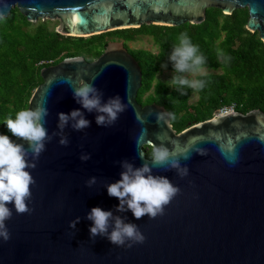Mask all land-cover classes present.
<instances>
[{
  "label": "water",
  "instance_id": "1",
  "mask_svg": "<svg viewBox=\"0 0 264 264\" xmlns=\"http://www.w3.org/2000/svg\"><path fill=\"white\" fill-rule=\"evenodd\" d=\"M14 8L30 23L57 20L56 33L77 38L143 25H200L209 8L224 15L246 9L245 29L257 32L264 43V0H0V19ZM77 57L40 70L42 83L28 108L47 107L49 135L59 132V112L80 108L91 125L82 131L66 127L67 146L60 145L59 135L46 143L36 167L29 169L35 180L28 202L32 211L17 214L9 205L10 239L0 238V264H264V113L236 111L218 125L210 118L177 132L172 124L157 123L162 111L168 119L164 107L137 102L142 71L122 42H108L92 61ZM81 82L94 83L104 101L122 97L127 109L113 125L98 126L96 113L75 102L73 86ZM160 144L170 149L192 145L205 154L193 151L190 159H181L189 169L183 177L153 167L154 175L168 177L180 189L162 215L137 220L131 211L116 212L119 201L108 196L106 185L120 178L119 162L151 167L144 148ZM83 153L91 159L81 161ZM91 177L97 183L88 187ZM93 207L137 224L144 242L128 247L106 237L90 238L92 222L86 215ZM76 217L80 222L69 228Z\"/></svg>",
  "mask_w": 264,
  "mask_h": 264
},
{
  "label": "trees",
  "instance_id": "2",
  "mask_svg": "<svg viewBox=\"0 0 264 264\" xmlns=\"http://www.w3.org/2000/svg\"><path fill=\"white\" fill-rule=\"evenodd\" d=\"M247 18L246 9L224 15L216 8H209L200 25H143L77 38L56 33L45 21L27 22L14 8L6 18L0 19V134L11 135L6 120L15 118L17 111L28 108L32 92L42 83L40 70L43 67L77 56L92 61L104 50L107 38L129 42L139 35L150 36L158 53L131 51L142 71L138 100L159 104L174 113L176 119L171 124L177 132L212 118L218 109L231 103L242 113L255 109L264 113V43L257 32L250 33L245 29ZM185 32L206 57V68L220 72L197 77L208 83L204 89L196 90L198 101L193 106L188 104L191 88L173 85L169 89L159 81L154 91L143 100L157 72L166 69L174 73L168 57L179 36ZM218 50L230 59L225 62L219 58ZM151 152L152 148L145 152L147 158L151 157Z\"/></svg>",
  "mask_w": 264,
  "mask_h": 264
},
{
  "label": "clouds",
  "instance_id": "3",
  "mask_svg": "<svg viewBox=\"0 0 264 264\" xmlns=\"http://www.w3.org/2000/svg\"><path fill=\"white\" fill-rule=\"evenodd\" d=\"M218 57L227 62L230 57L218 50ZM78 61L79 58L77 57ZM168 61L172 64L174 75L171 78L173 85L179 88L189 87L194 90H202L208 81L195 78L197 75L207 76L206 57L200 52L199 46L193 44L188 34L182 33L178 43L173 47ZM162 67H167L163 65ZM193 77V78H189ZM184 93L181 92V95ZM73 99L81 108L88 113H96L95 122L98 126L108 127L113 125L119 115L126 111L125 104L120 95L109 97L103 100V92L94 83L81 82L73 86ZM49 115L45 105L40 104L34 108L21 109L16 112L15 118L9 117L6 120V127L11 137H15L24 143H17L9 135L0 134V238L4 241L10 239L6 221L12 217L13 205L17 214L30 213L28 202L31 200V186L35 180L29 169L36 167L35 161L40 154L45 151V145L50 142L53 136L59 135L60 145L69 144L68 137L64 134L66 127H71L75 131H82L91 125V121L85 118V112L80 108L72 109L68 113L59 112L58 133L49 135L45 127L46 117ZM165 120L163 111L157 116V123L163 121L171 126V121L175 120L174 113L166 114ZM231 109H223L209 121L218 125L224 118L235 116ZM25 144L27 147H25ZM152 152L149 163L145 162L140 167H135L128 160L120 161L122 171L120 178L115 182L106 185L109 197H115L119 203L115 208L118 213L131 211L133 217L140 220L144 216L154 219L162 215L165 206L180 191L168 177L154 175L153 167L165 168V170H175L177 175L183 177L189 172L187 165H181V159L188 160L194 151L198 155H204V151L192 145L183 148L151 145ZM139 157L146 160L143 152H139ZM91 155L83 153L81 161H88ZM97 183L96 177H91L86 181V185L91 187ZM86 219L91 221L90 238L97 236L106 237L111 244L116 246L131 247L134 243H143L144 235L135 223L126 222L127 218L114 215L111 210H103L100 207H93L87 213ZM80 222V217H76L69 222V228L75 229ZM111 229V231H109Z\"/></svg>",
  "mask_w": 264,
  "mask_h": 264
},
{
  "label": "rangeland",
  "instance_id": "4",
  "mask_svg": "<svg viewBox=\"0 0 264 264\" xmlns=\"http://www.w3.org/2000/svg\"><path fill=\"white\" fill-rule=\"evenodd\" d=\"M39 22V20L34 23L37 24ZM45 22H48V26L50 29H54L55 27L58 25V21L54 20V21H50V20H45ZM108 42H122L124 43L122 40L119 39H112V38H107ZM124 45L132 52H136L138 50H142L145 52H150V53H158V47L155 45V43L153 42L152 38L150 36L147 35H139L138 37H136V39L126 42L124 43ZM220 71H213V70H209L207 69V74H217ZM174 75L173 72L166 70V69H161L159 72L156 73L154 81L152 83L151 88L143 95V100L154 91V86L155 84L159 81L164 83L169 89H171L173 87V84L171 83V78ZM199 75H197L195 78H197ZM190 79L193 77H189ZM192 89V88H191ZM198 101V93L196 90L192 89V92L189 96L188 99V104L189 105H195ZM149 148H144V151L146 152Z\"/></svg>",
  "mask_w": 264,
  "mask_h": 264
},
{
  "label": "built area",
  "instance_id": "5",
  "mask_svg": "<svg viewBox=\"0 0 264 264\" xmlns=\"http://www.w3.org/2000/svg\"><path fill=\"white\" fill-rule=\"evenodd\" d=\"M223 109H231V110H233L234 112H236L237 110H236V105L234 104V103H231V104H229V105H224V106H222L220 109H218L216 112H215V114L214 115H217L221 110H223Z\"/></svg>",
  "mask_w": 264,
  "mask_h": 264
},
{
  "label": "flooded vegetation",
  "instance_id": "6",
  "mask_svg": "<svg viewBox=\"0 0 264 264\" xmlns=\"http://www.w3.org/2000/svg\"><path fill=\"white\" fill-rule=\"evenodd\" d=\"M116 40V39H115ZM114 42V41H113ZM124 42V41H123ZM124 43H126V42H124ZM124 43H123V45H124ZM125 46V45H124ZM126 47V46H125ZM127 48V47H126ZM127 50H128V52L130 53V50L127 48ZM131 55H132V57L135 59V57L133 56V54L132 53H130ZM139 92V91H138ZM136 100H137V102L140 104V105H142V106H144V105H147V104H152V103H141V102H139V100H138V93H137V98H136ZM154 104H156V103H154ZM156 105H159V104H156ZM159 106H161V105H159ZM163 107V106H162Z\"/></svg>",
  "mask_w": 264,
  "mask_h": 264
}]
</instances>
